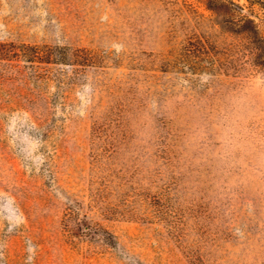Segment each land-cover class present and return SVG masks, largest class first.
Returning <instances> with one entry per match:
<instances>
[{
  "label": "rangeland",
  "instance_id": "rangeland-1",
  "mask_svg": "<svg viewBox=\"0 0 264 264\" xmlns=\"http://www.w3.org/2000/svg\"><path fill=\"white\" fill-rule=\"evenodd\" d=\"M0 264H264V0H0Z\"/></svg>",
  "mask_w": 264,
  "mask_h": 264
},
{
  "label": "clouds",
  "instance_id": "clouds-1",
  "mask_svg": "<svg viewBox=\"0 0 264 264\" xmlns=\"http://www.w3.org/2000/svg\"><path fill=\"white\" fill-rule=\"evenodd\" d=\"M239 136L238 126L225 124L220 128L219 139L228 144L229 147L225 150L223 144L220 151L217 153L220 160L225 163H230L238 166L240 162V150H239Z\"/></svg>",
  "mask_w": 264,
  "mask_h": 264
}]
</instances>
